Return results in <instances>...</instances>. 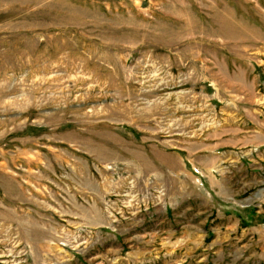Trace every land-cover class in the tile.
I'll list each match as a JSON object with an SVG mask.
<instances>
[{
	"label": "rangeland",
	"instance_id": "rangeland-1",
	"mask_svg": "<svg viewBox=\"0 0 264 264\" xmlns=\"http://www.w3.org/2000/svg\"><path fill=\"white\" fill-rule=\"evenodd\" d=\"M0 264H264V0H0Z\"/></svg>",
	"mask_w": 264,
	"mask_h": 264
}]
</instances>
